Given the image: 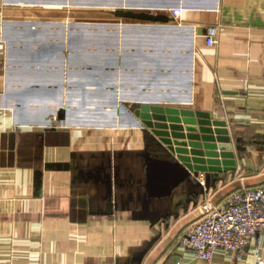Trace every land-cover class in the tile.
I'll use <instances>...</instances> for the list:
<instances>
[{"label": "crops", "instance_id": "1", "mask_svg": "<svg viewBox=\"0 0 264 264\" xmlns=\"http://www.w3.org/2000/svg\"><path fill=\"white\" fill-rule=\"evenodd\" d=\"M144 105L226 121L236 170L151 197L148 166L172 153ZM262 168L264 0H0V264H254L251 250L209 263L180 239Z\"/></svg>", "mask_w": 264, "mask_h": 264}, {"label": "water", "instance_id": "2", "mask_svg": "<svg viewBox=\"0 0 264 264\" xmlns=\"http://www.w3.org/2000/svg\"><path fill=\"white\" fill-rule=\"evenodd\" d=\"M117 17L167 23L163 13L119 8ZM137 114L172 153V160L153 159L148 166L151 197H168L198 172L222 173L236 170L235 152L226 121L192 110L144 105ZM206 186L208 183L206 182Z\"/></svg>", "mask_w": 264, "mask_h": 264}, {"label": "built area", "instance_id": "3", "mask_svg": "<svg viewBox=\"0 0 264 264\" xmlns=\"http://www.w3.org/2000/svg\"><path fill=\"white\" fill-rule=\"evenodd\" d=\"M182 12V8L171 10L176 21ZM218 36L219 25L206 28L208 46L216 45ZM233 180L242 181V185L222 202L207 198L202 204V215L184 231L180 243L209 263L218 250L233 252L239 260L251 250L254 264H264V183L250 187L241 173ZM202 185L206 187V180H202Z\"/></svg>", "mask_w": 264, "mask_h": 264}, {"label": "rangeland", "instance_id": "4", "mask_svg": "<svg viewBox=\"0 0 264 264\" xmlns=\"http://www.w3.org/2000/svg\"><path fill=\"white\" fill-rule=\"evenodd\" d=\"M261 172H263L264 173V168H262V169H260V170H258V172H257V174L259 173H261ZM260 178H262L261 180H263L264 181V174L263 175H261V177ZM252 185H255V186H257V184H252ZM234 188H229V189H227L228 191H232Z\"/></svg>", "mask_w": 264, "mask_h": 264}]
</instances>
